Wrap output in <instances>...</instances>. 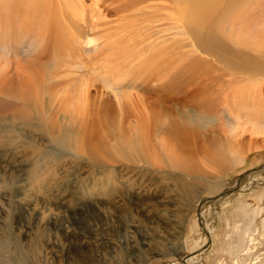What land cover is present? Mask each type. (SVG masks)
Returning a JSON list of instances; mask_svg holds the SVG:
<instances>
[{"label":"rangeland","instance_id":"1","mask_svg":"<svg viewBox=\"0 0 264 264\" xmlns=\"http://www.w3.org/2000/svg\"><path fill=\"white\" fill-rule=\"evenodd\" d=\"M218 1L215 33L264 29V0ZM160 3L0 0V264H182L207 242L196 207L209 186L230 189L264 165V92L254 104L236 88L227 106L189 99L192 78L216 67L201 53L214 19L195 41ZM30 80L29 97L14 93ZM173 122L187 141L170 137ZM241 189L201 211L210 245L186 264H264V171Z\"/></svg>","mask_w":264,"mask_h":264},{"label":"bare ground","instance_id":"2","mask_svg":"<svg viewBox=\"0 0 264 264\" xmlns=\"http://www.w3.org/2000/svg\"><path fill=\"white\" fill-rule=\"evenodd\" d=\"M160 1H162V0H128V5H130L133 8L134 7L136 8V7H138L137 5H139V4H140L139 6L147 4V6H145L144 8H151L153 10H157L155 8H159V9L166 8L165 6H163L162 3H160ZM165 1H167L169 3L167 10L170 13L169 20L171 21L172 29L177 27L176 24H178L179 21L181 20L182 23L184 24V26L187 27V29L192 33L191 34L192 37L196 38L195 41H197V39H199L200 37L204 38V37H202V35H198L199 34V27L203 23L206 22L207 18L209 19V21L214 19L213 21H211L212 25L210 27L209 33L205 36V38H209V43L204 44V47H203L201 53L205 56L211 57L213 59L212 60L213 63L216 65V67L212 68L210 66L206 70H203L201 72L199 71L198 74H196L192 78V80L194 82L197 80L199 82L195 83L196 86L193 88V91L191 92L189 99L199 100L201 103L204 104V106H207V105L212 106L214 103H216V104L221 103L222 105L224 104L227 106L229 103V98H230L229 97L230 96V90L232 88H236V90L239 91L241 94L239 99H237L239 96H234V98L236 100H238L239 104H241V103L247 104L248 102L254 104L253 101H255L257 98H259L261 100L263 92H264V89L262 88V85L264 84V29L252 33L251 38H233L231 35H228V37L226 38L224 36H221L222 34H219L218 32H216V33L214 32L216 29L214 27L215 22H217L222 17L217 16V17L213 18L212 16L214 15L213 12L215 11L216 5L218 3H221V1L217 2V0H183V5H185L186 7L184 9H182L183 11H181V12L178 11V7H177L180 0H165ZM152 3H154V4H152ZM212 3L213 4L216 3V4L213 6ZM233 3H235V2H233ZM73 4L70 3L68 10L72 11L71 14L74 15L78 10L75 6H73ZM62 5L64 6V4H62ZM230 7L233 8L232 0H228V2L226 3L224 8L227 9ZM190 8H195L197 10V12L196 11H188ZM206 8H208V11L204 10ZM211 8H213V9H211ZM132 10L133 9H131V11ZM64 11H62V12H64ZM229 11H230V9H229ZM47 14H49V13H47ZM174 14H178L177 18H176V15H174ZM64 15H65V13H64ZM130 15H132V14H130ZM58 16H60V15L58 14ZM211 17H212V19H211ZM133 18H134V15H133ZM260 18H262L264 20V12L260 13L257 20H260ZM103 19H104V17H103ZM144 19H145V17H144ZM202 20H204V21L202 22ZM222 20H223V18H222ZM86 21H87L86 17H84L83 20H79L78 18L75 19V18L70 17V24L72 26H77L80 23H85ZM104 21H102V22H104ZM238 21H239V19H238ZM157 27H159V26H157ZM203 27H201V28L204 29ZM139 29L141 30V28H139ZM131 32H137V31L134 30ZM88 42H89V44H91L94 41L89 40ZM232 43H233V45L231 46L230 44H232ZM150 45H152V43L149 45H144L143 49L140 48L141 51H143L144 48L147 51L150 48ZM170 46L172 47V45H170ZM150 49L152 51L154 48L151 47ZM127 51H130V50H127ZM136 51H137V49H136ZM54 52H56V51H54ZM153 55H154V53H149L147 56L151 57ZM173 63H175V62H173ZM33 73H34V71H33ZM34 74H36V73H34ZM29 82L32 85L30 83H26V85L22 86L21 90L19 89L20 92L18 90H16V91H14V93L17 92L19 96L24 95V96L29 97V95L34 92V91H32L33 90L32 88L35 87V84H36V82H33V80H30ZM149 82H150V80H149ZM105 84H106V87H108V89H110L111 93L114 94V96L118 100V103L120 104V96L116 92L114 85L110 84L107 80H105ZM222 87H226V89L222 90L223 92L221 91ZM215 88H217V90H215ZM83 93H85V91ZM24 96H22V97H24ZM84 96H85V94H84ZM168 100L170 101V103H174L175 99L171 96V98H169ZM257 101H258V99H257ZM250 103H249V105L252 106V104H250ZM259 106H261V105H259ZM263 107H264V104H263ZM262 110H264V109H262ZM163 111H164V109H163ZM145 113H146V114H144L145 117H151V116L160 117L161 116L160 113L159 114L150 113V112H145ZM263 113H264V111H263ZM165 116L168 117V115H165ZM169 116H170V114H169ZM252 116H253V114H252ZM162 118H164V117H162ZM247 119H248L247 120L248 123L251 122V125L254 129H259L258 124H256L254 122V120L252 121V120H249V118H247ZM158 124H159V122H158ZM180 125L175 124L174 122L171 123L170 131H169L170 134L172 135L170 137L172 139H174V141L176 142V145H178L180 142H182L181 139H183V141H187L186 136H187L188 132L183 128V126H180ZM225 127H226V130H224L225 133L235 134L234 132H235V129L237 128V124H236L235 120L230 119L229 123H227ZM233 161L234 162H240V157L236 156ZM187 166H188V164H187ZM257 171H264V165L261 166L260 169L248 171L240 179L238 178L237 179L238 181L237 182L234 181V183H233V185H235V184H237V185L234 187H231L230 189H224V190L219 189V186L217 184H211L209 186V190L211 192H214V191L219 192V190H220V192L219 193L217 192L218 194H216V195L214 192V195H212V194H211L212 196L210 195L211 197L202 198L201 201L199 202L198 207H196V209L198 208V212H199V225H200L202 233L207 238V242L204 243L202 246L196 245L193 248L192 252L185 257V259L189 260V259L195 257L196 255H199L200 252L201 253L204 252L205 251L204 249L207 250L209 248L210 243H208V240H210V238H209L210 237V235H209L210 231L207 228H203L202 224L204 225V220L201 218V211L204 210V207L208 203L217 202L219 198H222L221 196H219V194L223 191L232 190L231 193L237 192V191H234L235 187H238V191H242L241 186H242L243 182L245 180H249V178ZM231 193H229V194H231ZM212 197H215V198L212 199ZM185 259H183L182 264H186Z\"/></svg>","mask_w":264,"mask_h":264},{"label":"water","instance_id":"3","mask_svg":"<svg viewBox=\"0 0 264 264\" xmlns=\"http://www.w3.org/2000/svg\"><path fill=\"white\" fill-rule=\"evenodd\" d=\"M261 166H263V164L260 165V166L255 167V168H253V169H251V170H247V171L242 172V173L239 175V179H240L243 175H245L248 171H252V170L260 169ZM231 191H232V190L223 191V192H221V193L219 194V196L224 197V196H226L227 194L231 193ZM234 191H238V187H235V190H234ZM214 198H215V197H212V199H214ZM196 212H197V214L199 215L198 208L196 209ZM208 243H210V240H208Z\"/></svg>","mask_w":264,"mask_h":264}]
</instances>
